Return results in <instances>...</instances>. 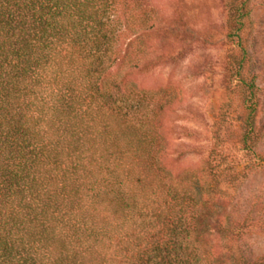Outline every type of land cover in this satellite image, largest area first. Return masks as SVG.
Returning a JSON list of instances; mask_svg holds the SVG:
<instances>
[{
  "label": "trees",
  "instance_id": "obj_1",
  "mask_svg": "<svg viewBox=\"0 0 264 264\" xmlns=\"http://www.w3.org/2000/svg\"><path fill=\"white\" fill-rule=\"evenodd\" d=\"M143 10L0 0V264H264L215 165L174 163L167 87L131 78Z\"/></svg>",
  "mask_w": 264,
  "mask_h": 264
},
{
  "label": "rangeland",
  "instance_id": "obj_2",
  "mask_svg": "<svg viewBox=\"0 0 264 264\" xmlns=\"http://www.w3.org/2000/svg\"><path fill=\"white\" fill-rule=\"evenodd\" d=\"M140 1L153 26L140 41L147 67L131 78L171 93L163 119L174 163L215 165L239 223L264 225V0ZM241 244L259 257L264 231Z\"/></svg>",
  "mask_w": 264,
  "mask_h": 264
}]
</instances>
